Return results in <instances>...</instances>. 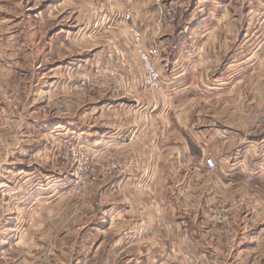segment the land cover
I'll return each mask as SVG.
<instances>
[{
  "label": "rangeland",
  "instance_id": "obj_1",
  "mask_svg": "<svg viewBox=\"0 0 264 264\" xmlns=\"http://www.w3.org/2000/svg\"><path fill=\"white\" fill-rule=\"evenodd\" d=\"M51 1L46 6L54 17L43 26L73 27L74 44L68 50L63 41L53 44L58 49L49 52L53 57L48 62L43 61V76L38 79L36 75L37 82L33 73L27 72L26 124H22V114L20 120L13 114L10 118L0 107V264H115L116 259L104 249L107 244L108 250L113 248L114 234L104 232V224H100L104 204H100L99 191L106 182L108 197L103 202L112 198L121 187L116 184L122 173L103 174L100 168L111 161H123L130 165L126 178L136 163L116 154L105 155L94 143L105 91L113 82L115 89L120 88L119 95L128 97L130 80H136L133 86L140 101H160L165 110L186 104L191 121H196L200 111L202 121L232 129L239 138L237 145L259 148L264 123L257 128L253 124L256 115L264 113V0H174L173 19L165 11L170 0H155V17L148 24L153 22L155 31L168 39L169 49L163 56L157 38L144 40L146 30L140 27L147 25L149 11L145 7H152V0H138L137 9L142 12L139 25H128L125 22L129 20L123 17L105 16L112 6L125 8L122 0ZM130 26L143 35L144 47L152 41L158 45L157 87L147 83L144 66L135 60L139 57ZM107 66L112 75L96 77L93 84L79 88L84 73ZM181 73L184 81L172 77ZM40 89L43 92L34 94ZM174 91L178 94H172ZM73 103L78 107L76 119L87 110L84 124L95 137L70 129L67 117ZM150 111L144 108L140 115L150 119ZM155 114L153 119L161 121L164 114ZM19 121V129L6 127L19 125ZM260 154L264 157V142ZM248 189L250 196H237L260 199L264 181ZM208 205L202 216L205 222ZM246 209L250 220L247 234L261 232V238L247 247L251 250L250 258L245 252L247 263L264 264V200ZM165 260L164 264H179L178 259ZM159 262L156 259L155 264ZM185 264L214 263L211 258L201 261L192 251Z\"/></svg>",
  "mask_w": 264,
  "mask_h": 264
},
{
  "label": "crops",
  "instance_id": "obj_2",
  "mask_svg": "<svg viewBox=\"0 0 264 264\" xmlns=\"http://www.w3.org/2000/svg\"><path fill=\"white\" fill-rule=\"evenodd\" d=\"M122 2L125 8L112 6L109 13L104 12L105 16L122 18L130 11L132 18L125 23L142 24L139 21L142 12L137 9L139 1ZM152 2V7L150 4L149 9L145 7L149 11L148 26L140 27L146 30L145 35L148 34L144 35V40L157 38L160 56H163L162 52L169 49L168 39L163 37V32L155 31L153 22L151 26L148 24L155 17L152 10L156 1ZM51 3V0H0V73L3 76L0 107L3 114L17 115L19 120L28 106L27 72L33 73L34 82H37L43 76V61L48 62L53 57L49 52L58 49L53 44L63 41L66 50L74 44L73 27L43 26L53 20V12L46 6ZM135 60L141 64L140 59L136 57ZM55 66L58 67V62ZM183 76L181 73L172 77L184 81ZM130 81L132 87L128 97L120 96V88L116 90L113 82L105 91L99 108L97 138L84 124L87 110L76 119L78 107L73 103L70 105L73 111L67 117V123L72 125L70 129L81 130L89 138L95 137L94 143L97 142L96 146L105 155L116 154L136 163V168L126 176L118 192L110 196L112 198L103 202L108 197V185L105 182L100 187L99 200L104 204L100 224H104V232L111 230L114 234L113 248L108 250L107 244L104 249L116 259L115 264H155L156 259L164 264L168 262L165 259L172 258L185 264L192 251L198 253L201 261L211 258L214 264H222L221 259L226 260V264H243L245 260V264H249L251 250L247 247L261 238V232L247 234L249 210L242 207L228 226L208 224L202 216L206 205L237 194L250 196L248 188L263 183L264 157L260 152L264 139L258 142L259 148L237 145L239 138L232 129L221 127L215 121H202L200 111L196 121H191L186 104L179 109L165 110L160 101H140L136 86H133L136 80ZM35 91L34 94L43 92L42 89ZM176 92L172 94H178ZM144 108H150V119L140 115ZM153 110L164 114L161 121L153 119L156 115ZM22 118V124H26L24 115ZM19 122V125L7 124L6 127L19 129ZM207 157L215 161L214 170L205 165ZM102 243L103 240L99 246Z\"/></svg>",
  "mask_w": 264,
  "mask_h": 264
},
{
  "label": "built area",
  "instance_id": "obj_3",
  "mask_svg": "<svg viewBox=\"0 0 264 264\" xmlns=\"http://www.w3.org/2000/svg\"><path fill=\"white\" fill-rule=\"evenodd\" d=\"M165 11L171 16L170 19H173L176 13V3L174 0H170L165 7ZM124 19L130 20L131 13H125ZM132 41L136 48V53L146 70V81L151 87H157L160 82V73L155 66V59L158 57L159 49L158 45L155 41H152L148 44L147 47L143 46V35L141 32L135 27L130 26L129 28ZM112 70L107 66L105 68H94L93 73H84L80 80L79 88H84L90 84L94 83V79L99 77L100 79L108 78V76L112 75ZM103 77V78H102ZM264 123V113L261 112L256 115L254 120V127H260ZM205 165L208 169L214 170L216 168V163L212 157H207L205 159ZM130 167L129 164H124L123 161H111L106 164L101 165V170L103 174L107 172H121L119 175L120 178L117 181V186H120L125 181V172ZM262 198H244L242 196H234L223 201L217 202L213 205H208L204 212V219L206 222L214 223L216 225H225L228 226L231 224L234 215L236 214L239 208L245 207L250 208L258 205L262 200H264V192L261 194Z\"/></svg>",
  "mask_w": 264,
  "mask_h": 264
}]
</instances>
